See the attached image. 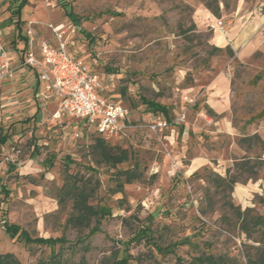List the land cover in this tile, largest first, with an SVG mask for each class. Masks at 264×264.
<instances>
[{
  "label": "rangeland",
  "instance_id": "1",
  "mask_svg": "<svg viewBox=\"0 0 264 264\" xmlns=\"http://www.w3.org/2000/svg\"><path fill=\"white\" fill-rule=\"evenodd\" d=\"M17 3L0 0V36L13 48L23 42ZM22 20V35L32 32L35 42H57L50 25H65L68 52L130 109L131 127L111 142L130 158L116 166L100 161L93 128L55 117L53 102L22 98L0 118V253L22 264L58 253L87 264L125 256L129 264H191L202 254L247 264L264 250V0H28ZM223 36L234 55L215 50L226 47L218 44ZM37 109L34 125L26 120ZM6 131L12 135L4 142ZM128 169L142 176L120 189ZM74 177L89 190L97 184L89 203L101 212L81 228L68 222L74 197L65 188ZM221 178L238 182L229 188ZM4 218L34 237L62 236L63 245L12 238ZM244 218L250 236L240 228ZM145 230L150 239L134 240Z\"/></svg>",
  "mask_w": 264,
  "mask_h": 264
},
{
  "label": "built area",
  "instance_id": "2",
  "mask_svg": "<svg viewBox=\"0 0 264 264\" xmlns=\"http://www.w3.org/2000/svg\"><path fill=\"white\" fill-rule=\"evenodd\" d=\"M218 25L222 28V21ZM64 26L50 25L57 45L45 39L35 42L32 32H28L20 66L11 65L8 46L0 36V85L7 79H13L19 67L34 68L44 87L40 96L44 100H57L55 117H75L106 141H118L131 127L130 109L107 94L109 86L104 84L98 72L68 52ZM165 125L164 121L158 122V126Z\"/></svg>",
  "mask_w": 264,
  "mask_h": 264
},
{
  "label": "trees",
  "instance_id": "3",
  "mask_svg": "<svg viewBox=\"0 0 264 264\" xmlns=\"http://www.w3.org/2000/svg\"><path fill=\"white\" fill-rule=\"evenodd\" d=\"M18 3L13 11V15L15 17V28L17 31V37L22 38L24 42V47L20 48L21 51V58L24 59V53L26 51V40L27 37L22 35V24L24 20H22V8L24 5L28 3V0H17ZM217 12L214 11V14ZM226 49L230 55H234V50L230 45H227L225 48L215 47L216 51H220ZM208 113L210 115H215V112L212 108L209 107ZM38 118V112L27 119L26 121H33L34 125L37 122ZM11 133L8 131L5 132V134L1 137L2 141L6 142L10 139ZM248 137H244L243 140H248ZM34 148H37V145H34ZM93 151L95 154L98 155L99 160L102 162H105L108 165L116 166L120 163L126 162L130 158V152L127 149H122L117 145H113L111 142L106 141L103 137L99 136L97 140L95 141L93 145ZM14 166V164H11ZM249 163H242L241 167L244 168L248 166ZM8 171L9 175H12L15 171L14 168H12ZM249 171L253 174H255L254 167L249 165L248 167ZM120 175L125 176L122 181H118L117 185L120 186L122 189L125 183H132L135 179L140 178L142 176L141 172H136V170H125L120 173ZM224 180V178H221ZM79 179L77 177L73 178V181L71 183H68L65 188V193L70 192L74 199H73V208L74 213L69 218L68 222L71 223L76 228H81L85 225H88L93 218H97L100 216L101 212L92 204L89 203L90 198L92 197L93 193L97 189V184L94 186V188H89L86 185H78ZM225 183L229 188H232L233 185L238 182L236 178H228L224 180ZM2 190L5 192V196H9L10 190L7 187V183L3 182L1 183ZM65 199V198H62ZM233 207V206H232ZM237 209V208H234ZM238 215L245 214V212H242L239 209ZM261 218L258 217L252 222H258ZM249 223H246L245 218L243 219V222L240 226L242 232H244L246 235L250 236V230H249ZM3 228L9 232L12 236V238L18 237L22 239L26 244H61L63 245L64 238L58 237V238H46L42 236H32L26 229H24L19 224L10 223L6 218L3 219L2 222ZM148 230L142 231L138 234H136L134 240L138 239H146L151 238L150 234L147 232ZM131 256H125L120 259H116L113 261V264H129L131 260ZM0 264H22L20 260L13 256L10 253H0ZM38 264H87V261L84 257H82L78 262H69L68 260H65L61 254H56L53 256L51 260H40ZM191 264H244L238 261H235L234 259L227 258L225 256H215L212 254L209 255H199L196 256ZM247 264H264V250H261L259 255L256 258H248Z\"/></svg>",
  "mask_w": 264,
  "mask_h": 264
},
{
  "label": "crops",
  "instance_id": "4",
  "mask_svg": "<svg viewBox=\"0 0 264 264\" xmlns=\"http://www.w3.org/2000/svg\"><path fill=\"white\" fill-rule=\"evenodd\" d=\"M217 34L218 32H216L214 39L216 38ZM228 40H229L228 38L223 36V41L218 44L222 47H225L229 43ZM242 42H243V38L240 36L239 39L233 42L234 43L233 45H235V47H240V45H243ZM23 44L24 42H22L21 44L22 46L18 44L16 48L7 45L11 57L12 66H20L19 64L22 58L20 54L21 51L19 49L24 47ZM52 44L57 45L58 43L52 42ZM253 50H254V42L252 41L251 43H248L247 46L244 47V49L241 52V55H243V57L246 58L252 54ZM30 84H33L32 87H30ZM41 92H44V87L38 80L37 71L34 68H30V67H19L13 79H7L0 85V118L3 116L7 117L8 113L16 112L18 108L17 104L20 102V100H22V98H25V103L31 101V98L35 96L38 99V101L42 102L43 104H49L51 102L57 104L56 98L44 100L40 96ZM209 99H210L208 101L209 107L212 109L213 108L216 109L218 104H214V103L218 99H216L215 97H211ZM11 105L14 106L11 107ZM37 112L39 113L38 109L33 114V116Z\"/></svg>",
  "mask_w": 264,
  "mask_h": 264
}]
</instances>
